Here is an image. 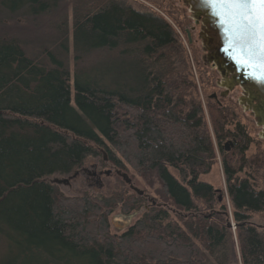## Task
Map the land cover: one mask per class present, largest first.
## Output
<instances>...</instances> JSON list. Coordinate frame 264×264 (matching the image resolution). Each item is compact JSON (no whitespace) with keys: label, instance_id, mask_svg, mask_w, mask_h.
I'll return each instance as SVG.
<instances>
[{"label":"trees","instance_id":"obj_1","mask_svg":"<svg viewBox=\"0 0 264 264\" xmlns=\"http://www.w3.org/2000/svg\"><path fill=\"white\" fill-rule=\"evenodd\" d=\"M62 2L0 0V18L33 19L47 34L0 36V264H231L237 253L264 264V235L250 225L264 211V155L247 156L245 126L210 99L207 126L170 26L122 2L74 0L71 75ZM99 151L156 184L161 201L121 234L109 216L144 196L68 197L49 180ZM216 153L234 231L225 198L200 180Z\"/></svg>","mask_w":264,"mask_h":264},{"label":"rangeland","instance_id":"obj_2","mask_svg":"<svg viewBox=\"0 0 264 264\" xmlns=\"http://www.w3.org/2000/svg\"><path fill=\"white\" fill-rule=\"evenodd\" d=\"M59 12L55 13L56 17H59L61 13H65L67 17V28L69 30V70L72 75L73 71V55L71 46V24H72V8L74 0H62ZM93 3L98 2H122L123 4L130 6L131 8L143 12L145 14H151L162 22H166L172 32L177 37L181 51L188 64L189 73L193 77V81L197 88V97L203 106L204 118L207 126L210 128V120L208 116L207 103L210 99L215 103L219 102L220 106L225 108H231L236 116V120L245 126L249 136L252 138V142L248 148L247 156H253L256 153L264 155V135L262 134V128L256 124V121L251 114L250 110H247L240 99L243 97L242 88L237 86L231 91L226 92L225 88L219 83L221 77L219 72L212 67L208 61V52L205 50L202 38L205 33L202 29L201 20H196L191 9L184 4L182 0H92ZM62 10V11H61ZM56 17H51V21L57 20ZM49 22V21H48ZM47 23V22H46ZM38 28V29H36ZM45 31L43 24L39 25L38 21L33 19H25L20 16L14 17V19L0 18V36L16 37L19 40H30L36 36L46 38L47 34L42 33ZM189 36V37H188ZM26 48H32L33 45L26 44ZM174 51V50H173ZM93 59L97 56H93ZM72 81V78H71ZM216 96V99L211 98L212 95ZM216 104V103H215ZM231 140H226L224 143ZM223 143V145H224ZM109 147V145L106 143ZM99 156L87 158L81 167L70 173L66 177L51 176L49 180L54 181L62 194L68 197L78 196L83 193H89L94 197H104L112 192H122L124 196L135 194L129 189L128 185L114 173L115 167L108 161L106 154L99 151ZM106 161H104V159ZM97 165L98 170H111L108 175L101 176V184H95L91 179L89 173L92 171L91 165ZM124 172V171H123ZM126 173L131 178L132 183L139 189L145 191L155 201L154 205L151 204L146 198L142 202V205L128 214L122 213L118 207L114 209L109 216L110 232L112 234H121L126 231L138 218L147 212L151 207H157L161 203L158 196L154 193V188L149 186L148 183L138 176V174L126 165ZM66 180V182H63ZM201 181L207 182L212 185L215 190L216 197L219 195L217 190H220V194L225 198V202L229 212V226L234 231V223L231 217L230 207L228 205L224 177L221 168V159L218 153H216L215 162L209 173L200 177ZM58 181V182H57ZM261 184L264 182L261 180ZM70 185V186H69ZM136 195V194H135ZM137 196V195H136ZM264 215V214H263ZM257 214H253L250 221H255ZM263 219L262 216L259 218ZM1 244V243H0ZM1 246V245H0ZM236 246V245H235ZM237 253V246H236ZM237 259L231 264H240L239 256L237 253Z\"/></svg>","mask_w":264,"mask_h":264},{"label":"snow or ice","instance_id":"obj_3","mask_svg":"<svg viewBox=\"0 0 264 264\" xmlns=\"http://www.w3.org/2000/svg\"><path fill=\"white\" fill-rule=\"evenodd\" d=\"M219 23L224 51L247 72L248 79L264 85V0H197Z\"/></svg>","mask_w":264,"mask_h":264},{"label":"water","instance_id":"obj_4","mask_svg":"<svg viewBox=\"0 0 264 264\" xmlns=\"http://www.w3.org/2000/svg\"><path fill=\"white\" fill-rule=\"evenodd\" d=\"M182 1L191 9L194 18L196 20H201L202 29L205 33V36L202 38L203 45L208 52V61L220 74L221 82L219 81V83L225 88L226 92L231 91L237 86L242 88L243 97H241L240 101L247 110L251 111L256 124L262 128V134L264 135V85H260L248 79L246 70L239 67L234 60L230 58V55L224 51L226 45L223 31L220 29L216 18L213 17L207 9L199 6L197 0ZM211 98L216 99V96L213 94ZM222 147L223 150L228 151L232 147V142L227 141ZM114 173L119 176L136 195L144 196L154 205V199L143 190L137 188L126 173L117 169L114 170ZM51 182L54 183L52 180ZM63 182H66V180H63ZM217 193L219 194L218 202H220V190H217Z\"/></svg>","mask_w":264,"mask_h":264},{"label":"flooded vegetation","instance_id":"obj_5","mask_svg":"<svg viewBox=\"0 0 264 264\" xmlns=\"http://www.w3.org/2000/svg\"><path fill=\"white\" fill-rule=\"evenodd\" d=\"M104 159V161H106L105 160V158H103ZM91 167H92V171L89 173V175H90V177H91V179L93 180V182L95 183V184H98V183H100L101 184V176L102 175H108V174H110L111 173V170H98L97 169V165H95V164H93V165H91ZM108 171V172H107ZM70 186V185H69ZM257 214V218H256V220L255 221H250V225H251V227H253L256 231H260V232H262L263 233V235H264V211L263 212H261V213H256ZM260 216H262L263 217V219L262 220H260L259 218H260Z\"/></svg>","mask_w":264,"mask_h":264}]
</instances>
